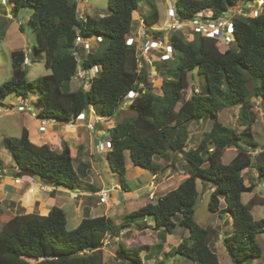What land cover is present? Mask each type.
Masks as SVG:
<instances>
[{
  "label": "trees",
  "instance_id": "obj_1",
  "mask_svg": "<svg viewBox=\"0 0 264 264\" xmlns=\"http://www.w3.org/2000/svg\"><path fill=\"white\" fill-rule=\"evenodd\" d=\"M9 1L15 16L25 8L33 10L30 22L38 39L34 50L45 53V67L50 74L29 81L24 68L27 55L24 51L13 52L12 77L0 85V107L10 94L24 100L36 94L41 104L39 120L67 123L93 107L99 117L116 122L109 130L112 148L107 158L125 191L130 190L126 183L127 152L134 166L152 174L169 170V165L162 166L155 159L169 160L172 153L181 155L190 168L188 178L176 189L125 215L120 225L101 216L84 218L77 228L68 230L66 214L58 207L51 208L46 216L5 215L0 226V264H106L103 242L108 235L115 240L116 263L144 264L141 253L149 246L129 247L128 240L150 228L172 233L177 225L188 231L189 236L174 248L175 256L197 264H220L210 245L217 235L216 228H204L195 221L200 196L198 180L212 186L209 211L212 214L224 211L232 217V232L223 244L233 263L254 264L262 257L256 237L264 234V217L256 220L252 209L264 205V197L254 195L244 202L243 196L253 193L256 186H247L243 173L255 168L259 178L264 179V147L253 155L259 145L252 139L257 114L250 105L252 98L262 99L264 104V6L256 17L232 19L234 43L225 51L220 49L219 40L193 30L188 35L181 31L171 33L168 42L175 51L174 66L169 64L172 59L153 63L162 78L159 94L149 76V66L140 67L143 58L139 56L137 43L127 44L133 34V15L139 8V0H109V15L85 14L83 19L78 0ZM257 1L177 0L175 6L182 21H193L204 10L211 11V19L220 20L229 15L233 6ZM152 9L143 19L148 27L159 22L158 8ZM166 35L160 29L151 36L165 39ZM79 36L90 40L101 37L102 43L84 56V47L76 44ZM76 54L81 55V60ZM93 67H99L100 71L88 89L82 85L71 91L79 68L88 71ZM195 70L205 78L206 89L185 98L190 87L189 75ZM131 91H138L139 95L128 104L131 115L120 120ZM238 106L240 125L244 127L241 131L219 120L224 108ZM209 114L213 119L211 130L203 134L196 148L187 150L192 140V124H199ZM1 144L16 165L9 175L32 178L39 175L57 188L80 187L68 145L61 151L35 145L27 129L22 130L20 138L6 137ZM232 147L237 154L225 165L222 157ZM127 229L129 234L121 237L122 230Z\"/></svg>",
  "mask_w": 264,
  "mask_h": 264
},
{
  "label": "rangeland",
  "instance_id": "obj_2",
  "mask_svg": "<svg viewBox=\"0 0 264 264\" xmlns=\"http://www.w3.org/2000/svg\"><path fill=\"white\" fill-rule=\"evenodd\" d=\"M9 0H6V2ZM80 6L85 12L86 15L92 16V17H102L105 15L110 14L109 9V0H80ZM177 0H139V8L136 12H134L133 19V30L132 33L137 36V39L141 37L145 32L149 36L152 35L153 31H157L160 29H163L165 31L166 40L169 39L171 36V33H173V30L171 29V21L168 16V9L170 7L175 6ZM156 6L159 11V22L152 26L148 27L143 21V15L144 14H150L152 12V7ZM4 7L5 10L0 11V85L12 77V53L15 51H24L25 54L30 59V64L25 65L24 68L27 72V79L29 81H34L37 78L43 77L45 75L50 74V71L47 70L45 67V53H36L34 50V46L38 44L37 39V33L34 30L30 18L32 15L33 10L31 8H25L23 9L17 16H15L11 11V6L9 3H7V6H4L0 4V9ZM238 11L239 8L233 6L231 8L232 13L235 11ZM82 11V12H83ZM84 14V13H82ZM228 22L231 21V17L225 18ZM208 21L206 18H204L202 21H200V25H207ZM191 25H185L182 31L184 34L188 35L190 32L189 29ZM141 29L143 30L141 32ZM191 39V37H189ZM220 49L222 51H225L226 47L225 45H221ZM153 54V53H152ZM159 51L154 52L152 55V59L158 58ZM175 59V52L172 57V62H169L170 67H173ZM151 77L153 78L154 86L157 87L156 92L161 94L160 86L162 84V78L157 72V69L154 67H151ZM190 80V87L185 93V98H190L193 93H202L203 88L206 89V80L203 76H200L197 72V70L192 71L189 75ZM87 86V83H85ZM83 85L82 79L78 78L75 79L73 86L71 87V91H76L80 86ZM85 86V85H84ZM85 88L88 89V86ZM30 102L23 103L20 99H18L14 94L8 95L6 98L2 101V106L0 107V140L2 141L3 138H20L22 134V128L24 126V122H27L28 120L32 119L33 121H37V118L33 115H37V112H39V109L41 108V104L36 96H30ZM25 105L26 111H19V106ZM250 105L254 112H256V121L252 126V139L254 142L259 145V150H254L256 152H253L254 156L257 155V153L264 147V104L262 99L252 98L250 99ZM128 105L125 106L124 112L120 118L123 119L124 117L130 116V112L128 110ZM241 107L238 106L236 108L227 107L224 108L219 113V120L222 124L225 126H229L231 128H235L239 131L243 130L244 127L240 125L241 117H240ZM32 120L30 122H32ZM33 123V122H32ZM116 123V122H114ZM213 124L212 116L206 115V117L199 123L192 124L190 131L192 140L187 148H196L203 138V134L205 132H208L211 130ZM201 132V133H199ZM37 137V136H36ZM102 139L105 138V135L101 136ZM81 135H77V139H80ZM2 145V144H1ZM5 151L8 155L9 153L7 150H5V147L0 146V151ZM106 153L100 154V157L103 158V161L101 160L98 162V169L100 170L101 174L100 177L95 182V190L99 191L103 185L111 184L121 185L119 178L114 175V173L111 171L109 165L107 164L106 159ZM237 152L236 148L232 147L229 148L224 156L222 157V161L225 165H228L232 162V160L235 158ZM176 158L173 159V161L167 162L164 159H160L159 157H156L155 162L161 163L163 166H167L169 164V170H172L173 166L177 165V173H172L177 176H183L185 172H187V165L185 162H183V158L181 156H175ZM175 162V165H172L171 163ZM126 183L129 186V189L132 191V194L125 193L122 190L115 191L114 193H111L110 203L111 206L114 207V205L117 207V209H114L111 211L110 216H113L115 210H118L120 212H123V214H129L133 211L138 210L140 207H142L144 202L149 201V194L151 190L149 189L150 184L153 180V174L150 171H147L143 168H137L133 166L130 157L126 158ZM167 170V171H169ZM166 171V172H167ZM173 171V170H172ZM166 172L164 174H166ZM188 173V172H187ZM162 174V176H165ZM161 176V177H162ZM245 184L248 186L250 184H253L256 186L255 192L258 193L255 194V192L246 194L243 197L244 202L249 201L254 195H258L259 197H264V188L262 180L259 179L257 171L255 168L249 169L247 173L244 175ZM166 180V181H165ZM173 177L171 180L162 179L163 184L158 186V182H156V187L154 189L155 193V199L157 200L160 196H163L167 194L168 192L174 190L177 186H170L176 184V180ZM179 181L181 178L178 179ZM165 181V182H164ZM113 183V184H112ZM115 183V184H114ZM197 186L200 189V196L197 200L196 206H195V221L200 225L201 227H208L212 226L216 228L217 235L216 237L211 241V248L212 250L218 255V258L220 260V264H234L231 260L230 256L227 253V250L223 244V238L229 233L232 232V217L230 214H226L224 217L223 214L224 211H221L220 214H212L209 209V203L211 198V192H212V186L209 184H203L200 180L197 182ZM107 187V186H106ZM110 187V186H109ZM114 191V190H113ZM112 191V192H113ZM91 202L96 208V211L98 214H103L105 206H100V199L96 197H92ZM135 202H134V201ZM132 201V202H130ZM222 208L224 207L223 201H222ZM255 209V216H257V210ZM260 214L264 212V206L259 207ZM4 211V210H3ZM66 214L68 224L67 229L72 230L73 224H75L72 220L71 214L74 213L73 207L71 205H68L63 210ZM9 214V213H8ZM8 214H1L0 217L4 219L5 215ZM10 215V214H9ZM122 216V215H119ZM180 217V216H179ZM116 218V217H115ZM113 218V219H115ZM178 218V217H177ZM226 220L230 221L226 222ZM0 226H2V223L0 222ZM181 233L180 230H176L175 234L179 236ZM147 239H139L135 238L133 240H128L127 245L129 247H136L138 244L142 245L144 244H155L157 243V234L148 232L146 235ZM256 242L262 249V257L256 259L254 261V264H264V234H260L256 237ZM105 254L107 252L110 254L108 256H105V262L106 264H113L114 262V249L110 248L104 251ZM112 253V254H111ZM146 255L148 253H145ZM144 256V260L146 261L145 264H152L149 259L146 258V255ZM162 260L165 261V264H175V261L171 259L170 255L163 254L161 255ZM182 259L186 260L184 257H181ZM154 262L157 261V256L154 254L153 256ZM159 261V260H158ZM118 264V263H116ZM197 264V263H195Z\"/></svg>",
  "mask_w": 264,
  "mask_h": 264
},
{
  "label": "crops",
  "instance_id": "obj_3",
  "mask_svg": "<svg viewBox=\"0 0 264 264\" xmlns=\"http://www.w3.org/2000/svg\"><path fill=\"white\" fill-rule=\"evenodd\" d=\"M4 10H5L4 7L0 9V11H4ZM146 15L147 14L143 15V19ZM142 31L143 30L141 29V32ZM74 81L75 79L71 82V87L73 86ZM30 96H36L38 98L36 94H32ZM30 96L26 100L22 98H18V99H20L23 103H26L25 105L27 106V102H30L29 101ZM25 105H21V106H25ZM26 106H25L24 111H26ZM93 110L94 108L92 107L89 111H86L85 113L86 121L84 122V124H82V122L79 123L78 126L74 129H71L66 123L48 121L46 122L47 123L46 131L41 132L40 126H41L42 120H39L37 115L35 114L33 116L37 118V121H33L32 119H30L27 122H24V126L22 130L27 129L29 133L30 141L34 143L35 145H38V146L48 145L50 146L52 150H56V151H61L65 144L68 145L71 151V155L74 160L73 161L74 168L76 169L80 177V187L76 190H67V189H63L62 187L57 188L54 185H50V184H48V186L41 185L40 183L36 181L35 177L32 178L29 175H24L22 177L9 175L8 174L9 171L16 170V165L13 162L11 155L10 154L8 155L5 151L1 150L0 151V161L3 164V169L0 170V203H1L0 213L1 214L9 213L10 215L15 216L18 214L36 213L39 215L46 216L49 213L50 209L53 207H58L64 210L66 206L71 205L74 211V213L71 214V217L73 219L72 221L75 223L73 224V229L77 228L84 218H95V217L106 216V217L111 218L114 221L115 225H120L122 223L124 216L127 214H123V212L118 211L119 209L115 210L113 216H110L111 211H113L114 209H117L115 205L114 207L111 206V203H110L111 196L109 197L106 204L99 203L100 206H105L103 214H98L95 206L90 200L92 197H96L100 199L99 193L103 189L110 188L113 186H117V189H115L112 193L118 190H122L125 193H129L130 195L132 194L131 190L125 191L122 188V186L119 184H116L113 186L109 184L110 187L107 184L103 185L99 191L95 190L94 188L95 182L98 179V177H100V174H101L100 170L98 169V164H97L101 160L103 161V158L100 157V154L106 153L105 155L107 159V164L109 165V163H108V158H107V152L99 151V144L102 143L104 139L106 138V134H105L107 131V128L105 127L106 124L105 125L102 124V122L105 123V119L103 118L102 122L99 123L97 119L98 117L95 115ZM31 120L33 123L30 122ZM88 123H93V124L96 123V129L94 131H90L86 126V124ZM79 134L81 135V138L77 139V135ZM103 135H105L104 139H102L101 137ZM0 146L2 147L1 140H0ZM128 157H129V154L127 152L126 158ZM174 158H176L175 154L172 153L170 159L166 161L171 162L173 161ZM182 161L185 162L184 160ZM158 164L162 165L161 163H158ZM171 164L175 165V162H172ZM185 164L187 165V172H188L190 167L186 162ZM176 168H177V165H175V167L173 166L172 168L173 171L169 170L166 172V174H164V172L162 171L158 172L157 174H153V177H152L153 180L150 184L149 189L152 190V183L154 181V178L158 182V186L163 184L162 179L171 180L173 179V177L176 180V184L171 185L170 183V186L175 187L177 186L179 182H180L179 183L180 185L181 182H183L186 178H188V173L185 172L182 177L172 174L174 172L177 173ZM249 169H252V168L246 169L243 174L245 175V173H247ZM162 174H164L165 176H162ZM114 175H116L120 181L119 175L116 173H114ZM179 178H181L180 181L178 180ZM262 179L263 178H261L260 180ZM262 182H264V180H262ZM263 188H264V183H263ZM256 193L258 192L256 191L255 194ZM148 200L149 201L144 202L142 205L145 206L146 204L150 202H154V200H150L149 198ZM261 206H264V205H256L252 209V214L256 220H259L264 217V212L260 214L259 207ZM256 208H258L257 216H255L254 214ZM119 215H122V216H119ZM223 215L224 217L226 216V214H223ZM3 221L4 219L0 217V222L3 223ZM146 222L150 224L151 220L146 219ZM226 222L230 223V221L228 220H226ZM67 224H68V220H67ZM232 224H233V220H232ZM230 226H231V223H230ZM133 230L135 231V229ZM176 230L181 231L179 236L175 234ZM129 232L130 230L128 229L122 230L121 237L129 234ZM148 232L156 233L158 239L156 241L157 243L152 244V245L144 244L145 242L144 241L142 245L140 243V245L138 244V246H136V247L143 246V245L149 246V249H146L141 253V257L144 261V264L146 262L143 256L145 253H148L147 255L145 254L146 258L149 259V261L152 264H165V261L162 260V257H161V255L163 254L170 255L171 259L175 261V264H195L187 259L186 260L182 259L181 256H175L173 254L174 248L179 246L184 241V239L189 236V232L186 231L184 228L177 225L172 233H166L164 229L156 231L150 228V229L145 230L144 234H139L137 238H139L140 240L141 239L146 240L147 239L146 235ZM230 234L231 233H229V235ZM225 237L223 239H225ZM129 240H133V239H129ZM113 245H115V240L112 241V246L104 249V251L107 249L113 248ZM159 246H162L161 252L159 251ZM109 254L110 252L109 253L107 252V254H105L104 252V259H105V256H108ZM154 254H156L157 256L156 262H154V259H153ZM114 258H115V254H114ZM113 264H116L115 260Z\"/></svg>",
  "mask_w": 264,
  "mask_h": 264
},
{
  "label": "built area",
  "instance_id": "obj_4",
  "mask_svg": "<svg viewBox=\"0 0 264 264\" xmlns=\"http://www.w3.org/2000/svg\"><path fill=\"white\" fill-rule=\"evenodd\" d=\"M81 2L80 0H78ZM7 3L11 6L10 1L6 0H0V4L7 6ZM82 3V2H81ZM83 4V3H82ZM264 6V1L263 0H258L255 3H246V4H239L236 5L235 7L239 8V10L235 11L232 13V11L229 12V15L226 17L220 19V20H213L211 19V11L210 10H204L200 13L197 14L196 18L193 21H182L180 18V15L177 12L176 6L170 7L168 9V16L169 19L172 23L171 29L173 32L180 31L183 29V27L186 25H191L189 26L190 30H193L195 33L200 34L204 37L210 38V39H216L221 42V45H225L226 49L232 47L234 43V27L232 24V19L235 16H244V17H256L262 13ZM83 11V9H82ZM80 13V17L83 19L85 17L84 11ZM84 13V14H82ZM231 17V21H227L225 18ZM204 18L207 19L208 23L207 25H200V21H202ZM182 32V31H181ZM102 43V38L98 37L97 39L90 40V39H83L81 36L77 37L76 39V44L77 45H82L84 47L83 49V55L88 56L90 53H92L94 50H96L97 44ZM134 43H137L138 47V52L139 56L143 58V61H141L140 67H144L146 64L149 66V76H151V67L154 68L153 63L155 60H169L172 59L173 54H174V48L172 45L168 42V40L159 38V39H153L152 36H149L145 32L139 39H137V36L132 34L131 38L127 41L128 45H133ZM225 49V50H226ZM159 51V56L158 58H154L155 60L152 59V55L154 52ZM153 53V54H152ZM81 55L76 54V57L78 60H81ZM30 64V59L27 56L25 59V65ZM100 68L99 67H93L89 69L88 71H83L81 68H79L78 74L75 79L81 78L83 85L87 86L90 84V81H92L97 74L99 73ZM139 92L138 91H131L124 104H123V109L125 106H127L131 101H133L136 97H138ZM25 106H19V111H24ZM94 111V110H93ZM86 112L80 114L75 120H72L70 122H67L66 124L71 128L74 129L78 126L79 123L86 121ZM95 115L98 117V122L101 123L103 120V117H99L96 112L94 111ZM105 123L102 122L103 125L106 124V138L102 143L99 144V151L100 152H108L112 148V144L109 140V130L115 126V123L108 119L104 118ZM47 120H42L41 126H40V131L45 132L47 129ZM87 128L90 131H94L96 129V123H88L86 124ZM154 181L152 183V190L149 194V199L154 200L155 199V193L154 189L156 187V182ZM117 189V186H113L110 188L103 189L99 193V198H100V203L101 204H106L109 197L111 196V193L113 190ZM114 238L110 235L106 237V239L103 242V248L106 249L108 247L112 246V241Z\"/></svg>",
  "mask_w": 264,
  "mask_h": 264
},
{
  "label": "water",
  "instance_id": "obj_5",
  "mask_svg": "<svg viewBox=\"0 0 264 264\" xmlns=\"http://www.w3.org/2000/svg\"><path fill=\"white\" fill-rule=\"evenodd\" d=\"M4 12V11H3ZM35 179H36V181L38 182V183H40L41 185H45V186H48V184H50V185H54L53 183H50L47 179H44V178H42L41 176H39V175H37L36 177H35ZM63 189H67V190H71L70 188H68V187H62Z\"/></svg>",
  "mask_w": 264,
  "mask_h": 264
},
{
  "label": "clouds",
  "instance_id": "obj_6",
  "mask_svg": "<svg viewBox=\"0 0 264 264\" xmlns=\"http://www.w3.org/2000/svg\"><path fill=\"white\" fill-rule=\"evenodd\" d=\"M175 7V6H174ZM85 13V12H84ZM153 40V39H152Z\"/></svg>",
  "mask_w": 264,
  "mask_h": 264
}]
</instances>
